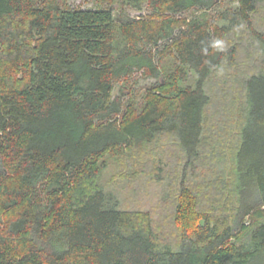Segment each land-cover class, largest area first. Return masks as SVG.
Instances as JSON below:
<instances>
[{
  "label": "trees",
  "instance_id": "1",
  "mask_svg": "<svg viewBox=\"0 0 264 264\" xmlns=\"http://www.w3.org/2000/svg\"><path fill=\"white\" fill-rule=\"evenodd\" d=\"M93 1L0 0V264H264V0ZM213 66L244 77L229 108ZM136 75L155 81L142 103L114 95ZM166 135L173 240L99 184L106 157Z\"/></svg>",
  "mask_w": 264,
  "mask_h": 264
},
{
  "label": "rangeland",
  "instance_id": "2",
  "mask_svg": "<svg viewBox=\"0 0 264 264\" xmlns=\"http://www.w3.org/2000/svg\"><path fill=\"white\" fill-rule=\"evenodd\" d=\"M68 5L75 9H93L95 2L93 0H68ZM132 18L146 15L147 12L127 11ZM237 36V43H238ZM242 64L252 66V48L249 44L241 43ZM258 58V56H257ZM237 66H231L227 69L224 78L221 77V84L216 90L220 106L231 107L233 99L240 96V88L235 83L242 82L243 75L236 70ZM238 75V82L233 75ZM195 76L191 72L188 84L196 86ZM155 83L153 80H143L140 75H136L129 83L121 82L117 84L114 95L121 93L127 96V100L135 97L138 104L142 103V97L145 91ZM133 89V92H128ZM229 89H232L229 91ZM130 93V95H129ZM211 105L209 115L214 112V106ZM225 105V106H224ZM226 113V111H225ZM212 121L210 122V124ZM212 125L209 126V129ZM150 153H128L124 158L113 159L105 158L106 168L102 171L99 184L105 193L110 194L118 202L121 209H136L150 211L155 218H160L162 224L160 228L162 234H166V239L174 238V234L165 225L166 217L175 216V207L180 193L181 181L183 178V160L180 157V150L176 138L172 135L161 137L158 142L150 148ZM161 163V169L159 166ZM191 173L188 169L187 178ZM192 173H196L193 171ZM160 179V181L158 180ZM188 185V180L185 187Z\"/></svg>",
  "mask_w": 264,
  "mask_h": 264
},
{
  "label": "clouds",
  "instance_id": "3",
  "mask_svg": "<svg viewBox=\"0 0 264 264\" xmlns=\"http://www.w3.org/2000/svg\"><path fill=\"white\" fill-rule=\"evenodd\" d=\"M242 27V25H241ZM214 50H218V51H223L224 50V47H225V44H224V41L217 38L215 40H213L211 42V45H210ZM202 52L204 55H207L208 54V49L207 48H204L202 49ZM213 68L217 71V74L218 75H222L223 74V68L222 67H216V66H213Z\"/></svg>",
  "mask_w": 264,
  "mask_h": 264
}]
</instances>
